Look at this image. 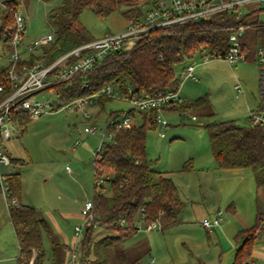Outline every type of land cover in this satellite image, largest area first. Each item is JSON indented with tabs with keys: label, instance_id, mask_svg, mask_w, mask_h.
Wrapping results in <instances>:
<instances>
[{
	"label": "trees",
	"instance_id": "1",
	"mask_svg": "<svg viewBox=\"0 0 264 264\" xmlns=\"http://www.w3.org/2000/svg\"><path fill=\"white\" fill-rule=\"evenodd\" d=\"M0 1L4 5L0 14V57L6 61V64L0 62V86H3L0 90L1 102L14 90L7 79V58L13 50L10 45L15 32L13 9L19 7L23 0ZM150 4V0H61L59 4L51 7L47 14L54 40L32 53L30 60L23 58L19 63L31 62L41 57L46 63H50L60 54L94 39L90 30L80 20V14L85 9L92 10L101 18L121 10L127 18L138 20L145 14L142 5L150 7ZM251 13L252 10H249L242 19L246 24L242 45L248 59L251 55H256L258 48L264 50V21L252 19ZM233 22L232 15L218 13L203 20L151 31L139 40L131 42L127 48L107 55L85 75L74 76L67 81L51 85L59 96L55 109H59L61 103L99 90L107 84H113L126 93L128 89H132L134 95L157 96L167 91H176L179 88L177 66L197 56L202 47H207L210 52L224 53L228 49L230 29L221 27L230 26ZM85 81L88 86L83 87ZM111 99L101 97L98 103L104 106L105 101ZM177 109H190L197 118L200 116L210 119L204 127L209 135L212 154L218 167H251L256 174L257 184H264V126L239 125L234 119L217 117L208 95L187 101ZM115 114L117 111L112 112V115ZM136 114L141 115L142 123L115 131L99 162L104 171L112 174L109 179L112 191L111 194H106L102 187L103 191L100 192L96 188L94 193L95 221L86 225L81 239L85 256H92L89 259L90 264H108L110 251L132 236L136 230L135 222L141 213H145L144 222L159 220L162 230L182 223L184 201L178 186L171 177L155 168V162L147 157V134L151 128L147 120L150 117L130 110L133 118ZM13 119L24 131L30 117L26 113L16 112ZM11 163L22 166L26 161L11 158ZM191 168L192 161H189L184 169ZM9 183L11 195L19 200L22 192L21 172L10 173ZM9 212L20 247V264H28L34 251L38 253L35 264H43L44 236H51L49 222L39 215L34 206L28 204L19 203L11 207ZM122 219L126 221L125 225L121 224ZM96 226L116 234L106 235L95 241L93 232ZM260 230H264L261 212L253 227L243 229L235 236V241L240 246L233 264L250 262L253 244ZM119 255L123 260L120 264L125 263L123 249L119 250ZM57 260L54 256L51 264H58Z\"/></svg>",
	"mask_w": 264,
	"mask_h": 264
},
{
	"label": "rangeland",
	"instance_id": "2",
	"mask_svg": "<svg viewBox=\"0 0 264 264\" xmlns=\"http://www.w3.org/2000/svg\"><path fill=\"white\" fill-rule=\"evenodd\" d=\"M60 2L61 0L50 2L23 0L19 7L22 8L28 21L26 37L28 34L37 38L53 32L47 14L51 7ZM148 8L149 6L142 5L144 13ZM245 10H252V19L264 21V6L260 3H251L245 7ZM80 20L90 30L94 38L102 37L107 33H120L132 21L124 16L121 10L113 12L106 18H101L89 9L81 12ZM130 45L131 42L124 48ZM253 55L247 62L234 65L222 59L201 63L199 56L186 60L177 66L178 71L189 63H199L194 71L196 78L185 80L179 91L180 97L190 101L208 95L217 117L234 119L239 125L249 124L251 120L247 114L250 109H255L260 101L259 70L254 62L256 55ZM0 62L6 64L5 59L1 57ZM242 65H245L244 68ZM237 83L241 84L244 91L239 97H237L235 89ZM35 96L39 100L59 102L56 91L43 89ZM131 108L130 102L112 98L105 101L104 106L99 103L87 104L84 111L74 107L53 110L40 117L30 119L26 123L24 131L18 123H12V136L1 141L2 149L10 158L26 161L22 166L14 163L2 164V170L9 174L18 170L21 172V195L23 190H26L31 204L36 206L49 221L55 218L60 222L61 229L69 243L75 238V226L84 221L81 211L85 202L93 200L97 188L95 187V149L100 142V133L107 129L113 118L112 112L123 113ZM192 115H194L192 110L184 112L178 109L165 110L162 112V116L168 121V127L162 130L159 127H151L148 131L147 157L155 162V168L169 172L168 174L177 181L184 207L181 212V224L164 230H142L145 237L138 242L139 244L133 250L136 252V257L137 255L142 256L141 264H152L149 261L155 257L152 249L150 252L149 235L155 237L153 245L158 251L160 259L163 257L167 262V259L173 258V261L168 262L169 264L213 262V258H217L216 255L221 244L224 246V251H227L224 252L225 258L229 254V250L235 253L236 242L233 238L227 240L222 236L220 240L212 236L215 234L208 233L202 223L200 226L202 233L198 227L192 231L190 239L183 232V229L193 226L188 218L191 210L188 194L197 195L196 187L199 188L197 179L199 173L195 172L194 174L190 170H185L184 166L189 164V161H192L194 165L193 158H199L197 150L202 144L211 148L209 135L204 127L210 119L199 116L198 120L194 121ZM134 122L142 123V118L138 115ZM93 125L97 127V133H86L85 128ZM82 134L87 135L82 137ZM108 175L112 176L109 172ZM190 175L193 178H190ZM188 183H191L192 186L189 187ZM102 187H104V193L111 194L109 180H105ZM245 198L246 194L244 193L242 199L245 200ZM223 211L225 212L222 220L224 224L227 212L225 209ZM187 220L190 221L186 222ZM52 224L54 225V223ZM54 229L58 230L56 225H54ZM164 231L166 232L164 233ZM209 235L212 236V239ZM122 248L117 244L115 248H112V253L115 254ZM54 249L62 254L65 248L60 246L58 249ZM116 254L118 255V252ZM128 257L132 261V255L129 254ZM110 261H112V257H110L109 263ZM67 264L70 263L67 262Z\"/></svg>",
	"mask_w": 264,
	"mask_h": 264
},
{
	"label": "built area",
	"instance_id": "3",
	"mask_svg": "<svg viewBox=\"0 0 264 264\" xmlns=\"http://www.w3.org/2000/svg\"><path fill=\"white\" fill-rule=\"evenodd\" d=\"M151 4L145 14L138 20L129 22L127 28L120 33H107L102 37L94 38L72 49L60 54L50 63H46L41 58H35L31 62L19 63L20 59L30 60V55L36 53L40 48L49 45L54 40L53 32L26 42L27 20L22 8L13 9L15 18V32L10 41L12 51L7 58V79L14 89L3 101L0 102V190L9 200V207L19 205L16 197L11 195L9 173L4 172L1 165H10L11 158L2 149L1 141L12 136L11 124L17 123L13 119L16 112L28 114L30 119L40 117L42 114L56 110L55 103L36 98V93L40 90L48 89L56 91L51 85L63 82L74 76L85 75L94 69L105 57L119 49L127 46L128 42H135L151 31L167 28L174 25L184 24L189 21L203 20L214 14L227 13L232 15L234 22L230 26L221 28L230 29L228 36V49L223 52H210L207 47H202L197 56L201 57V63H207L214 59H222L231 65L241 64L248 61L246 52L243 50L242 37L245 33L246 24L242 22L243 16L249 12L245 7L251 3H260L264 6V0H150ZM195 56V57H197ZM259 70V92L260 101L255 109L249 110V117L253 124L264 126V50L260 47L257 50L255 60ZM199 62L189 63L179 73V88L176 91H167L157 96L134 95L132 89L123 92L113 84H107L99 90H94L82 94L68 102L61 103V108H78L85 110V106L90 103H98L101 97L119 98L130 102L132 108L123 113L112 115L109 125L105 131H101L100 142L95 149L96 165V187L102 190L105 180H109L108 172L104 171L99 162L103 158L107 143L110 142L115 131L129 127L133 124L135 117L130 115V110H135L141 114L149 115L147 124L151 127H159L161 130L168 127V121L162 116L165 110L177 109L187 102L180 97L179 91L185 80L196 78L195 67ZM88 86V82H83V87ZM50 87V88H47ZM3 86H0V90ZM237 97L243 94L240 83L235 85ZM190 109L182 110L187 111ZM89 116L88 113H86ZM194 121L198 120L196 115H192ZM98 129L95 125L86 127L85 132L95 134ZM163 135V133H161ZM93 200H87L82 208L81 214L84 221L74 228L75 243L70 257V264H75L78 257V246L84 235L85 227L88 223L95 221L93 213ZM145 213H141L140 219L135 222L137 231L155 230L161 228L159 220L144 222ZM223 211H218L215 216H206L201 223L207 230H213L221 226ZM126 221L121 220L125 225ZM264 224V215L262 216ZM37 251L33 252L28 264H35Z\"/></svg>",
	"mask_w": 264,
	"mask_h": 264
},
{
	"label": "crops",
	"instance_id": "4",
	"mask_svg": "<svg viewBox=\"0 0 264 264\" xmlns=\"http://www.w3.org/2000/svg\"><path fill=\"white\" fill-rule=\"evenodd\" d=\"M0 5L2 7L0 9L1 14L4 7L1 1ZM26 38L28 39L27 42L35 39L34 36L28 34ZM242 66L241 67L244 68L245 65ZM181 70L182 69L179 70V73ZM138 115L141 117L140 114ZM138 115L135 117V119L138 117ZM247 116L249 118V113ZM249 124L253 123L250 122ZM86 135L87 134H82V137H86ZM197 151L199 158H193L194 165L192 164L190 172H194V174L195 172L199 173V177L197 178L199 180V188L196 187V192L198 193L197 195L191 193L188 194V199L191 202V210L189 211L190 214L188 218L193 223V226L183 229V232L186 233L185 236L190 239V237H192V231H195L198 227L201 229V219L203 217L209 215L210 217H213L218 211H223V209H225L227 212L225 223H221V226L216 227L213 230H208V233L215 234L212 236L220 240L222 236H224L227 240L231 238L235 240V236L239 231L251 228L257 223L259 212L262 213V216L264 215V184H257L256 174L251 167L220 168L213 157L211 148L205 147L202 144V146L199 147ZM162 172L171 177L178 186L177 181L168 174L169 172ZM190 178L193 177L190 175ZM187 185L189 187L192 186L191 183H188ZM244 193L246 194L245 200L242 199ZM27 195L28 193L26 190H23V194L18 200L19 203L34 206L31 204L30 197ZM8 203L9 200L7 197L2 192H0V264H20V247L13 223L10 219V207ZM34 207L37 209L39 215L49 222L51 228V236L49 237L47 234L44 236L45 257L43 259V264H51L54 256L57 257L58 264H67V262L69 263L76 238H74V240L69 243L61 229V223L55 220V218H52V220L49 221L36 206ZM224 215L225 212L223 211V216ZM190 220H187L186 222ZM197 221L198 223H195ZM52 223H54V225H56L58 228L57 231H55L54 225ZM113 232L114 231L106 230L101 226H96L93 232V240L97 241L106 235L116 234V232ZM165 232L166 231H164V233ZM153 236L154 235H149L148 239L150 240V252L152 249L153 253H155V257L151 258V261L149 262L152 264H157L159 261V264H169L168 262L170 260L173 261V258L167 259V262L163 257L160 259L159 253L153 245V241L155 240V237ZM212 236L209 235L211 239ZM144 237L145 235H143L142 230H135L132 236L126 239L125 242L119 244L121 247H123L122 249L126 257V261L123 264L134 263L137 260L138 261L136 264H141L142 256L137 255L136 257V252H133V250L135 249L136 245L139 244L138 242L144 239ZM60 246H62L63 249L65 248L62 254L58 253V250L55 251L54 249H58ZM239 246L240 245L236 242V245L234 246L235 253H232V250H229V254L225 258V253L227 251H224V246L221 244L219 252L216 255L217 260L213 258V262L207 261L205 264H233ZM77 250L78 257L75 264H90L91 262L89 259H91V257L85 256V251L83 250L82 244L78 246ZM112 252L113 251L111 250L110 255L112 257V261H110L109 264H113V262L114 264H120V262L123 260L119 257V251H116V253L118 252V255ZM129 254L132 255V261L128 257ZM208 256L210 257L211 254ZM115 257L117 259H114ZM248 264H264V230H260L258 232L256 240L253 244L252 258Z\"/></svg>",
	"mask_w": 264,
	"mask_h": 264
}]
</instances>
